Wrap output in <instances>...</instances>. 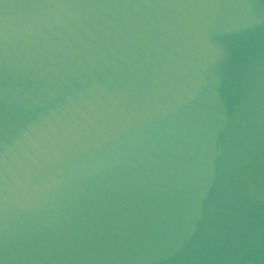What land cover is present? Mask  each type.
Listing matches in <instances>:
<instances>
[{
  "label": "water",
  "instance_id": "95a60500",
  "mask_svg": "<svg viewBox=\"0 0 264 264\" xmlns=\"http://www.w3.org/2000/svg\"><path fill=\"white\" fill-rule=\"evenodd\" d=\"M0 264H264V0H0Z\"/></svg>",
  "mask_w": 264,
  "mask_h": 264
}]
</instances>
